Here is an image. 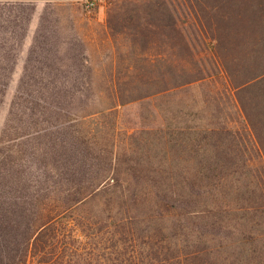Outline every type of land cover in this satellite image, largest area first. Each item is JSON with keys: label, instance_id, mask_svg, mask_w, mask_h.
<instances>
[{"label": "trees", "instance_id": "1", "mask_svg": "<svg viewBox=\"0 0 264 264\" xmlns=\"http://www.w3.org/2000/svg\"><path fill=\"white\" fill-rule=\"evenodd\" d=\"M5 1L0 113L33 15ZM108 2L105 55L41 15L0 133V264H264V0Z\"/></svg>", "mask_w": 264, "mask_h": 264}, {"label": "rangeland", "instance_id": "2", "mask_svg": "<svg viewBox=\"0 0 264 264\" xmlns=\"http://www.w3.org/2000/svg\"><path fill=\"white\" fill-rule=\"evenodd\" d=\"M88 4L90 5L88 6ZM10 6L11 4L9 5L6 1L1 3L0 11L3 12L4 16L6 9ZM108 6V0H29L21 13L25 18H28L30 13L33 15L29 24L28 21L26 22L28 25L27 35L21 41V46L17 44V49L10 58L12 62H16V68L7 90L6 103L0 113V133L6 109L18 89L30 47L33 44L41 15L46 7L50 10V27L59 30L61 33L60 39L62 40L57 41L62 43L61 47L66 48L68 44L64 41L69 42L78 36L77 38H81L85 46L91 50L90 53L93 57L94 54L97 55L98 53L105 55L112 46V37L108 28ZM21 9L23 10L22 7ZM79 40L77 39L76 42L79 43ZM5 61H7V58H5ZM197 88L201 89L200 86ZM182 109L185 114L188 113V116L186 114L180 119V126L187 127V125L192 126L196 123L194 109L186 107Z\"/></svg>", "mask_w": 264, "mask_h": 264}, {"label": "built area", "instance_id": "3", "mask_svg": "<svg viewBox=\"0 0 264 264\" xmlns=\"http://www.w3.org/2000/svg\"><path fill=\"white\" fill-rule=\"evenodd\" d=\"M90 4H88V6H89Z\"/></svg>", "mask_w": 264, "mask_h": 264}]
</instances>
